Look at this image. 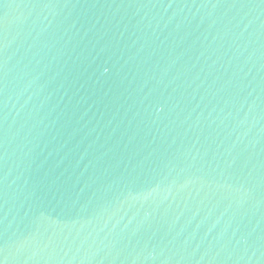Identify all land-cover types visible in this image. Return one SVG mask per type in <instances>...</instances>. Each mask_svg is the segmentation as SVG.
<instances>
[{"label": "water", "instance_id": "water-1", "mask_svg": "<svg viewBox=\"0 0 264 264\" xmlns=\"http://www.w3.org/2000/svg\"><path fill=\"white\" fill-rule=\"evenodd\" d=\"M0 264H264V0H0Z\"/></svg>", "mask_w": 264, "mask_h": 264}]
</instances>
